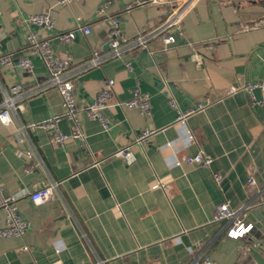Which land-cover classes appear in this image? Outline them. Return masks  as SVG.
Instances as JSON below:
<instances>
[{
    "label": "crops",
    "instance_id": "1",
    "mask_svg": "<svg viewBox=\"0 0 264 264\" xmlns=\"http://www.w3.org/2000/svg\"><path fill=\"white\" fill-rule=\"evenodd\" d=\"M144 1L3 0L0 52L28 55L34 65L29 71L0 63V101L4 88L30 87L47 77L28 43L24 20L31 15L53 17L52 29L29 27L75 67L94 48L109 50L110 17L121 19L124 37L131 40L158 27L176 0ZM78 24L91 25L92 32L78 31L69 43L60 40ZM174 33L168 45L162 35L153 37L148 47L76 76L84 142L54 143L45 128H21L63 113L55 90L30 97L12 122L0 118V184L18 197L19 211L29 222L23 236L0 238V264H201L205 256L211 264H264V236L252 228L243 237H231L227 221L213 220L218 204L255 205L264 190V109L251 106L243 91L227 94L230 86L264 81V0H194ZM192 49L201 62L192 59ZM110 78L114 99H129L136 87L148 92L150 113L109 106L104 109L107 128L89 117L88 105ZM256 95L260 98L262 91ZM200 103L203 109L182 117ZM72 124L63 117L59 127L69 133ZM144 129L154 132L143 145L131 146L134 161L113 155ZM200 150L213 158L210 167L184 161ZM52 183L57 186L49 200L31 199L32 192ZM4 219L0 208V226Z\"/></svg>",
    "mask_w": 264,
    "mask_h": 264
},
{
    "label": "built area",
    "instance_id": "2",
    "mask_svg": "<svg viewBox=\"0 0 264 264\" xmlns=\"http://www.w3.org/2000/svg\"><path fill=\"white\" fill-rule=\"evenodd\" d=\"M0 0V14H1V2ZM72 1V0H63ZM149 2H160L161 0H147ZM144 1V2H147ZM194 2V0H176L172 2L174 6L173 10L166 17V19L158 26L147 31H141L134 39H127L124 37L123 29L121 26V19L119 17H110L112 20V26L109 30V50L102 52L99 48H94L91 56L77 64L72 66V60L70 57H61L57 55L50 44L49 39L41 37L36 31L30 29L31 23L52 29L55 26L53 17L48 13H37L31 15V17L25 21L28 26L27 39L32 54L38 55L44 62L47 69V77L37 85L25 86L22 83L11 85L9 89H3V98L0 101V118L12 122L13 116L18 113L19 110L25 109V101L30 97L55 90L62 98L64 111L62 114H55L43 121L31 122L26 125H21L23 130L28 127H42L48 130L49 139L54 143H64L69 138L78 139L84 142L86 135L82 130L78 120V109L74 98V83L76 76L93 67L102 66L110 59L123 58L127 51L138 48L148 47V43L151 38L162 35L165 44H169L175 41V33L180 30L181 16L186 9ZM108 3L105 2L99 9L100 14H104ZM83 32L89 34L92 32V26L89 24H78L75 27L62 32L59 35L61 41L69 43L75 39L77 32ZM191 57L196 62L202 61V56L192 49ZM0 63L5 66H19L29 71L33 70V60L28 55L14 56L12 53L0 52ZM128 68L132 67V63L128 60L126 62ZM114 85L115 80L107 79L96 95L94 101L88 105V116L96 118L101 121L104 128L108 127L109 119L104 113V109L112 105H123L127 107L137 108L143 114H149L151 110L150 94L142 91L136 87L132 91V95L127 100L114 99ZM256 90L262 91V96L259 98L256 95ZM238 91H243L248 98V102L251 106L259 105L264 109V81H247L240 85L230 86L227 94L231 95ZM211 100L207 99V104H210ZM174 104V102H172ZM205 104L200 103L197 108L182 114L194 112L198 109H203ZM65 117L72 121L71 132H64L59 127L60 120ZM153 129H144L137 135L132 144H128L115 151L113 155L123 158L127 163L134 161V154L131 146L134 143L144 144V141L153 133ZM30 154V151L26 152ZM184 161L188 163H196L205 167H210L213 158L210 155H206L202 150L196 154L184 157ZM214 176L217 180L221 179V173L215 172ZM249 182L253 183L254 179L249 178ZM57 183L42 186L36 189L30 194L31 199L40 203L42 201L49 200L53 194L54 188ZM18 197L15 195L6 194L0 184V208L5 212L4 224L0 226V238L23 236L29 228V222L24 219L19 211L17 204ZM260 203H264V190L260 196ZM250 203L244 205L241 208H234L228 201H224L218 204L214 211V221H227L229 227L227 234L231 237L239 238L245 236L253 228L251 222H245L238 214L243 208H248ZM256 242H259L257 240ZM201 264H211L209 257L205 256L204 261Z\"/></svg>",
    "mask_w": 264,
    "mask_h": 264
},
{
    "label": "water",
    "instance_id": "3",
    "mask_svg": "<svg viewBox=\"0 0 264 264\" xmlns=\"http://www.w3.org/2000/svg\"><path fill=\"white\" fill-rule=\"evenodd\" d=\"M108 23L111 27L112 20H109ZM249 205L248 208H243L238 215L245 222H251L253 224V230L256 231L257 236H264V203L259 202L255 205L250 203Z\"/></svg>",
    "mask_w": 264,
    "mask_h": 264
}]
</instances>
